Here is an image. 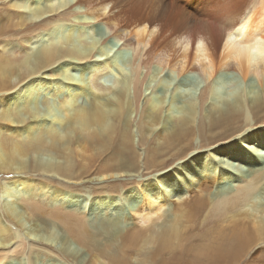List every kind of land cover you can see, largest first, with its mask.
<instances>
[{"label": "bare ground", "instance_id": "6f19581e", "mask_svg": "<svg viewBox=\"0 0 264 264\" xmlns=\"http://www.w3.org/2000/svg\"><path fill=\"white\" fill-rule=\"evenodd\" d=\"M0 1L8 2L0 8V264H125L134 254L142 259L136 264L201 256L209 258L200 264L233 263L264 241V0ZM94 24L106 38L95 37ZM108 38L131 53L129 75L111 57ZM86 69V80L75 81L74 72ZM231 73L244 84L240 94L216 89ZM187 74L202 82L197 104L181 95ZM172 79L180 81L167 103L152 83L168 89ZM142 92L136 126L153 141L143 170L158 171L167 154L186 160L137 191L97 187L89 202L77 184L92 173L100 182L138 171L131 113ZM197 114L212 145L193 151L195 129L203 131ZM240 120L244 128L232 129ZM243 162H251L246 171ZM115 205L129 216L123 227L119 218L92 215ZM205 205L219 223L230 220V236L212 252L200 243L195 253L187 245L190 255H173L186 247L188 223ZM134 221L143 229L128 226ZM14 250L26 262L11 257Z\"/></svg>", "mask_w": 264, "mask_h": 264}, {"label": "rangeland", "instance_id": "374dc122", "mask_svg": "<svg viewBox=\"0 0 264 264\" xmlns=\"http://www.w3.org/2000/svg\"><path fill=\"white\" fill-rule=\"evenodd\" d=\"M4 3L6 5L8 4L7 1H4ZM5 4H3V1H0V8L5 10ZM13 12H15V11L13 10L10 13H13ZM93 28L96 31L95 32V37L98 40H100V39L103 40L104 38L107 37V35H105L106 31H105V29L103 28L102 25L94 24ZM76 30L73 32L74 36L77 35V31ZM8 34L13 35L11 33H8ZM13 37H15L16 39H19V37H16V35H13ZM9 41H11V40H9ZM4 42H5V40L2 41V43H4ZM106 43H107V45L109 47H111L110 55L111 54L113 55V56L111 55V57L112 58L115 57L114 60H116L117 64L120 65V67L122 66L123 68L122 67L121 68L129 75L130 74V68H129L128 65H129V60L131 59V53L128 50H119V45H117L116 42L112 41L109 38H108ZM88 73H89L88 69H86L83 72V74H82L83 76H82V75H80L81 74L80 70H76L74 72V80L75 81H80V79H81V81L86 80V78L88 77ZM234 75L235 74H232V73L230 75L227 74V77H228V78H226V81H227L226 84L227 85L225 84V86L223 85L222 87L221 86H217L216 89L217 90L219 89L220 92L223 91L221 93H224V94H227V93L231 94V95L238 94V93L240 94V91H242L244 89V84H243V82L240 80V78L237 75H235V76ZM80 76H82V77H80ZM110 78L113 79L112 75H110L109 79ZM230 80H232L233 82L231 83ZM169 81H170L169 82L170 84L168 83V86L169 85L170 86L168 87V89L167 88H163L162 86L160 87V86H158L155 83H152V87L154 86L153 89H155L156 92H157L156 93L154 91L155 92L154 94L156 96H159V95L161 96L162 95V97H164L165 102H167V103H169L171 101V98L173 96V90H175L174 89L175 87L178 88L177 87L178 86L177 83H179L180 80L178 81V80L174 79L173 81H171V80H169ZM182 81L184 82V85L180 86L183 89L181 95L184 96L185 98L187 97L186 99L189 100L190 102H194L195 104H197L199 96H200L199 95L200 93L197 92V90L202 85L201 80L196 75L187 74V75H185L182 78L181 82ZM189 82L191 83V85H196V87H193L192 89H188V88H190V86L187 87L186 85H189L190 84ZM108 84L111 85L112 83L108 82ZM233 85H235V86H233ZM180 87H179V89H180ZM186 89H188L189 91L185 92ZM143 90H145L144 92H146V89H143ZM65 91H66V89H65ZM144 92H142L143 94H142V96H141V98L139 100V103H138L139 105L136 107V109H137L136 116L137 117L134 114L135 112L131 113L132 134H133L132 147H133V151H134V153L136 155L137 165L136 164L135 165H136V170H138V171H137L136 174L134 173L133 175H128V176L124 175V176H121V177L113 178L112 180L111 179L110 180L107 179L106 181H100V182L95 180V179H93L95 174L92 173L89 176V178H86V180L81 181L80 183L77 184V186L82 187V188H84L87 191L86 194H87V196L89 198L88 199L89 202H91L90 200H92L93 197H95L94 192L97 191V189H96L97 187H104L105 186V187L109 188L110 185H112L113 183H116L117 185L128 184L130 187H132V189L137 191L138 188H140V185L141 184L143 185L144 182L148 183L149 179L151 177H153V176H155L157 174L163 173L164 171L169 170L174 164H177L179 162H184L186 160L185 158H183L181 160L175 161V159H176L175 156L172 155L170 157L169 154H167L168 156L167 155L160 156L159 159H164V161H165L164 163L165 164L163 166H161L160 168H158V171L156 169H151L148 172H145L143 170V163H145V161L147 160V158H146L147 156H145V155L148 153V151L151 150L149 147L153 145L152 144L153 141H151V139H152L151 137L152 136H150L151 133H146L147 135L146 134L142 135V134L139 133V131L137 129V126H136V124L138 125V118H139L138 117L139 116L138 111L144 106V105H142V103L144 102L143 99L145 97ZM176 96H177V94H176ZM176 99H177V101L175 100V106L178 107L179 105H181L182 101L180 99H178L177 97H176ZM79 101H80V103H84V104L87 102L84 97H82V98L80 97ZM38 105L42 109L41 104H38ZM203 106L204 107L207 106V101H206V103H204ZM247 113H248V116H249L250 119H253V118L255 119L256 118L253 108H248L247 109ZM259 116L261 117V119H259V120L261 122L264 121V119H263L264 118V106H263L262 113L261 114L259 113ZM262 116H263V118H262ZM242 121L243 120H240L239 123H236L237 126H233L231 128L235 129V127H236V130L239 131L243 127V122ZM194 122H195L194 123L195 127L199 126V127H202V129H203L202 134L197 133V131H196L197 129H195L196 133H195V135L192 136V139H191V140H193L192 141L193 142L192 143L193 144L192 147H194L193 151H198L200 149H204V147L205 148L209 147L210 145H212V143L208 142L209 137L207 138L206 135H204V131L207 129V123H205L203 125L204 122L201 119V115L197 114ZM259 125L262 126V127H259L260 130H258V132L263 133L264 132V126H263L264 123H260V124H258V126ZM244 132H246V130H244ZM244 132H241V133L244 134ZM229 133H230V131H229ZM145 140L147 141V144L149 146L146 145V141ZM214 146H216V144ZM250 161H251V159H250ZM183 165H184V163L180 164V166H183ZM243 165H244L243 168L246 171L248 169V167H249L247 165H251V162H249V163L243 162ZM177 168H178L177 165H174L171 168V170H169L168 172L173 171V170H177ZM163 175H166V174H163ZM1 177L2 176L0 174V179H1ZM212 185H211L210 191L215 192L216 191L215 188H216V186H218V184L214 183ZM119 190H117V191H119ZM117 191H116V193H117ZM136 193L138 194L139 192H136ZM187 196L192 199L194 197L193 190L190 189L189 193H187ZM188 200H189V198L187 199V201ZM171 203H173V201ZM205 207H207V208H205ZM205 207L200 209L199 210L200 212L194 217V219L191 220L190 223H188L189 227L186 228V230H185V234L189 235L188 236L189 237L188 241H186V245H184V247L185 246L186 247L181 249V250L178 247L177 249H175L173 255L176 254V256H178L179 258L185 257L186 255H190L189 252L183 253V250L190 251L189 250V246H190V249L192 250L193 247L195 248L200 243L205 244L204 250L208 251L211 248L210 252H212L214 250L213 246L216 245V243L218 242V241H216L218 238H220V237H229L230 236V231L232 230V224L228 223V222H230V220L229 221H225L227 223V225L229 224L228 226L226 225V227H225L226 223L225 222H224L225 224H223L222 222L219 223L220 221H222V219L221 220H219V218L216 219L214 217V215H213L214 212L211 209H209L207 205H205ZM122 212H124V210L120 209L119 205H115V206L111 207L110 210L105 211V213L103 211H98V212L92 213V215L93 214L94 215L98 214V217L99 218L102 217V219H104L103 217L105 215L108 218H110V219L111 218H119L120 221H121L120 225L123 227L126 224V220L129 218V216L126 215L125 219H123V217L118 215V213H122ZM157 223H159V221ZM221 224L223 225V227H221L222 226ZM140 225L141 224H139L136 221H134L133 224H129L128 226L132 227V228L134 227L136 229V228H140L141 227ZM143 226H145V225H143ZM220 228L222 230H220ZM142 229L140 228V229H137V230H142ZM187 245H189L188 248H187ZM24 246L25 245L23 244V247ZM33 246H34V248L39 249V245H33ZM191 246H192V248H191ZM28 247H29V245L26 246V249ZM194 248H193V250H194ZM40 251L41 252H46V251H49V250L48 249H44V250H40ZM20 252H21L20 250H14L13 252H10V256L14 257V258H18L20 261H22L24 263V262H26V260H25L26 258L24 259V257H23V256H25V254H23V253L21 254ZM81 252H82L81 255L84 256L85 260H87V258L89 256H88V253L86 252V250H82ZM193 252L195 253V250ZM253 252H254V255L258 254V253L260 254V256L258 257V259L256 261H251V258L249 257ZM204 254H207V253H204ZM136 255L137 254L130 255L126 259V263L125 264H136L137 262L141 261L142 260L141 256H136ZM208 258L209 257L201 256L198 260H196L194 262L186 261V258H184V259H180L181 261L177 260L178 262L177 261L176 262L178 264H200L201 262H205ZM215 260L218 263L217 262H210V263H204V264H264V241H259L258 243L251 245L250 246V254L247 255L246 257H241L239 260H237V261H235L233 263H227L226 260H220V261H218L217 259H215ZM58 261L60 262V264H74V262L70 258H69V260L68 259L67 260H64V259L60 260L59 259ZM55 262H57V261H55ZM41 264H45V263H41Z\"/></svg>", "mask_w": 264, "mask_h": 264}]
</instances>
